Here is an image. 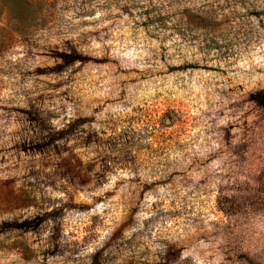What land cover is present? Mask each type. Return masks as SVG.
<instances>
[{"label":"rangeland","instance_id":"374dc122","mask_svg":"<svg viewBox=\"0 0 264 264\" xmlns=\"http://www.w3.org/2000/svg\"><path fill=\"white\" fill-rule=\"evenodd\" d=\"M264 0H0V264H264Z\"/></svg>","mask_w":264,"mask_h":264},{"label":"trees","instance_id":"16d2710c","mask_svg":"<svg viewBox=\"0 0 264 264\" xmlns=\"http://www.w3.org/2000/svg\"><path fill=\"white\" fill-rule=\"evenodd\" d=\"M251 99H253L258 104L264 105V90H256L250 94ZM38 219L37 216L27 217L21 220H4L0 223V231L9 228V227H20L23 229H29L31 223Z\"/></svg>","mask_w":264,"mask_h":264}]
</instances>
